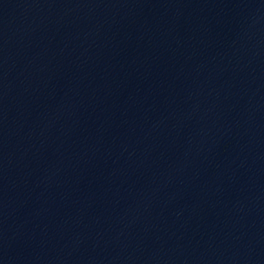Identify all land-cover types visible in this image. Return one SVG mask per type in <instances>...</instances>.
<instances>
[{
  "label": "water",
  "instance_id": "95a60500",
  "mask_svg": "<svg viewBox=\"0 0 264 264\" xmlns=\"http://www.w3.org/2000/svg\"><path fill=\"white\" fill-rule=\"evenodd\" d=\"M0 264H264V0H0Z\"/></svg>",
  "mask_w": 264,
  "mask_h": 264
}]
</instances>
